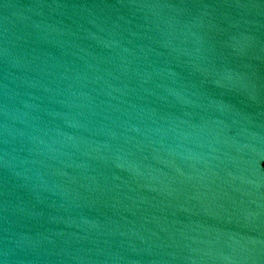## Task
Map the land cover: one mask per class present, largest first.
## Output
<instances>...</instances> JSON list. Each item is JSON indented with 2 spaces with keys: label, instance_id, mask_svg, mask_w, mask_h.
<instances>
[{
  "label": "water",
  "instance_id": "water-1",
  "mask_svg": "<svg viewBox=\"0 0 264 264\" xmlns=\"http://www.w3.org/2000/svg\"><path fill=\"white\" fill-rule=\"evenodd\" d=\"M0 264H264V0H0Z\"/></svg>",
  "mask_w": 264,
  "mask_h": 264
}]
</instances>
